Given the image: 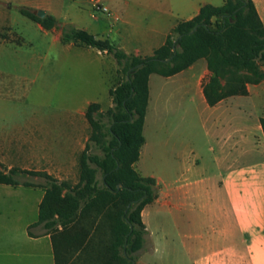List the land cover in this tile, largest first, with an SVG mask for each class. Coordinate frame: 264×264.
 Segmentation results:
<instances>
[{
    "label": "rangeland",
    "instance_id": "rangeland-1",
    "mask_svg": "<svg viewBox=\"0 0 264 264\" xmlns=\"http://www.w3.org/2000/svg\"><path fill=\"white\" fill-rule=\"evenodd\" d=\"M126 1L131 4L125 9ZM136 1L104 0V3L112 12H123L124 8L131 21H148L154 14L135 7L133 3ZM20 7L45 10L46 14L56 18L55 26L48 33L44 32L37 23L20 13ZM108 20L109 15L94 9L92 0H0V123L23 124L35 119L43 124L48 118L62 117L65 113H74L77 108H85L89 102H99L105 110L109 105L105 69L109 78L115 75V80L119 81L122 77L120 72L117 73L119 66L116 60L110 56L105 61L96 49L86 46L66 48L52 38L60 36L61 29L66 25L106 38ZM136 38L134 36L131 42ZM111 70L115 72L111 73ZM231 101L234 108L239 102L247 105V101L239 99V96ZM245 109L250 111L248 106ZM209 116L203 97L192 89H179V85L170 79L153 75L143 126L145 140L140 148V157L133 167L141 176L155 178L156 197L141 211L146 233L143 246L136 253L138 257L135 264H192L195 255L185 252L181 247L182 241L187 240L186 222L174 221L178 213H188L187 207L180 212L173 209L170 187L179 177L190 175L185 170V164L195 157H198L199 164L193 173L194 177L201 178L214 173L213 154L209 147L215 142V133L219 132L220 126L215 129ZM90 133L88 126L85 130L87 139ZM20 144L22 149L15 151L16 156L0 155V168L28 167L45 171L49 167L44 165L42 157H35L32 159L34 163H29L31 158L26 156L27 142ZM90 151L100 153L94 145ZM81 152L78 149L74 154L72 171L59 174L62 177L67 174L71 184L78 180ZM100 178L101 173L98 171L97 179ZM20 179L43 182V178L26 174H22ZM39 192L36 189L20 190L19 194L10 193L0 185V252H13L21 246L16 240L22 233V224L27 219H36L37 215L34 211L23 213L17 205L24 198H30L31 203ZM259 192L264 195V190L259 189L240 191L245 196ZM239 212L245 214L246 206L239 205ZM92 220L95 221L94 225L100 223L98 231L91 229L95 247L87 252L79 249L66 253V264H107L109 261L110 264H116L111 260V251L106 249L111 234L105 216L93 210L79 226L88 227ZM30 252L28 264H44L37 249H30ZM227 256L229 262L237 258L232 253ZM238 259L239 264H247L251 256L243 252L239 253ZM24 261L18 256H0V264H22Z\"/></svg>",
    "mask_w": 264,
    "mask_h": 264
},
{
    "label": "trees",
    "instance_id": "trees-1",
    "mask_svg": "<svg viewBox=\"0 0 264 264\" xmlns=\"http://www.w3.org/2000/svg\"><path fill=\"white\" fill-rule=\"evenodd\" d=\"M32 10L19 8L44 29L55 26L52 14L40 18ZM60 38L96 48L116 60L122 77L109 89L112 105L101 110L99 103L92 102L85 110L91 133L79 156L76 183L45 171L19 168H0V183L44 188L37 222L29 226L28 233L32 234L31 227L41 225L51 235L55 264H66V253L95 247L91 229L98 231L100 223L94 225L92 220L88 227L79 226L93 210L105 216L110 228L106 249L111 251V260L135 264L146 233L141 211L156 197L155 178L141 176L133 167L144 143L149 75L172 76L203 58L210 72L202 86L208 105L245 95L247 84L264 79V24L252 0H224L220 6L204 4L195 16L177 22L149 56L128 54L107 38L74 26H64ZM260 125L264 134V118ZM92 145L100 153L90 151ZM22 174L43 178V182L22 180Z\"/></svg>",
    "mask_w": 264,
    "mask_h": 264
},
{
    "label": "crops",
    "instance_id": "crops-1",
    "mask_svg": "<svg viewBox=\"0 0 264 264\" xmlns=\"http://www.w3.org/2000/svg\"><path fill=\"white\" fill-rule=\"evenodd\" d=\"M223 1L137 0L133 3L135 7H141L145 12L154 14L148 21L138 23L131 21L125 11L130 2L124 3L123 12H112L104 0H100L101 4L108 8L107 12H103L109 15L106 38L126 53L138 56L151 55L155 48L164 43L167 34L177 22L195 16L202 5L220 6ZM252 1L264 24V0ZM37 25L46 33L52 29H44L39 23ZM134 36L137 38L131 42ZM52 39L66 48L84 47L71 41L62 42L60 36ZM96 51L105 61L111 56L97 49ZM106 72L105 69L109 108L112 105L109 89L119 81L115 80V75L109 78ZM113 72L115 70H111V73ZM117 73L119 74V71ZM155 74L159 75L157 73L149 75V89L150 80ZM159 76L172 80L181 90L192 89L204 99L202 86L208 80L210 72L205 60L201 58L172 76ZM246 88L247 94L237 96L239 99L244 98L247 105L239 102L236 108L233 107L231 100L237 96L226 97L213 106L208 105L204 99L214 128L220 126L219 132L215 133V142L209 147L213 154L214 173L201 178L194 177L195 168L199 164L198 157H195L185 164V170L190 175L179 177L170 187L173 209L180 212L187 207L188 213L186 215L178 213L174 221L186 222L187 240L182 241L181 247L185 252L195 255L192 264H239V253L243 252L251 256L247 264H264V195L260 192L250 196L240 193L241 190H264V134L260 125V119L264 118V79L257 84H247ZM90 103L92 102L87 106ZM87 106L77 108L74 113H65L62 117L48 118L43 124L35 119H29L23 124L0 123V155L16 156L15 151L22 149L20 142H27L26 156L31 158L29 163H34L32 159L35 157H42L44 165L49 166L45 169L46 173L59 180H67V174L65 177L59 174L72 171L74 154L78 149L83 150L88 141L85 135V130L89 126L85 118ZM246 106L250 111L245 109ZM85 140L87 141L84 144ZM9 169L11 168L5 170ZM22 170L32 169L26 167ZM0 185H3L7 192L18 194L20 190L38 189L40 194L33 198L31 203L30 198H24L23 202L17 205L21 212L27 214L34 211L38 218V205L44 194L43 187L3 183ZM239 205L246 206L245 214L239 212ZM37 218L27 219L22 224V233L16 240L21 246L13 252H0V256H18L25 260L22 264H28L30 249L32 251L37 249L44 264H55L51 235L46 233L41 225L31 227L32 234L28 233L29 226L36 223ZM228 253L236 254V260L229 262Z\"/></svg>",
    "mask_w": 264,
    "mask_h": 264
},
{
    "label": "built area",
    "instance_id": "built-area-1",
    "mask_svg": "<svg viewBox=\"0 0 264 264\" xmlns=\"http://www.w3.org/2000/svg\"><path fill=\"white\" fill-rule=\"evenodd\" d=\"M93 7L96 11L107 12L108 8L101 4L100 0H92Z\"/></svg>",
    "mask_w": 264,
    "mask_h": 264
},
{
    "label": "water",
    "instance_id": "water-1",
    "mask_svg": "<svg viewBox=\"0 0 264 264\" xmlns=\"http://www.w3.org/2000/svg\"><path fill=\"white\" fill-rule=\"evenodd\" d=\"M32 12L40 18H43L46 14L45 10H43V9L32 10ZM120 186H121V184L118 185V187H120Z\"/></svg>",
    "mask_w": 264,
    "mask_h": 264
}]
</instances>
